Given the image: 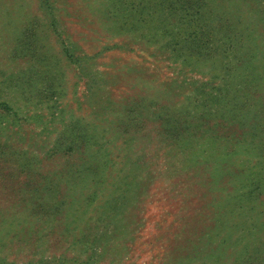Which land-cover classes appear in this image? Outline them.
Wrapping results in <instances>:
<instances>
[{"label": "rangeland", "instance_id": "rangeland-1", "mask_svg": "<svg viewBox=\"0 0 264 264\" xmlns=\"http://www.w3.org/2000/svg\"><path fill=\"white\" fill-rule=\"evenodd\" d=\"M0 264H264V0H0Z\"/></svg>", "mask_w": 264, "mask_h": 264}, {"label": "trees", "instance_id": "trees-1", "mask_svg": "<svg viewBox=\"0 0 264 264\" xmlns=\"http://www.w3.org/2000/svg\"><path fill=\"white\" fill-rule=\"evenodd\" d=\"M196 36H198V34H197ZM82 139H83V136L80 134L79 137H76V138H75V142H76L77 144H80V142L82 141Z\"/></svg>", "mask_w": 264, "mask_h": 264}]
</instances>
